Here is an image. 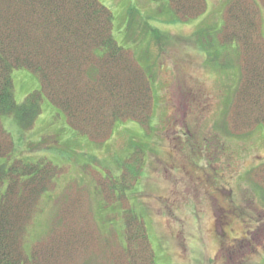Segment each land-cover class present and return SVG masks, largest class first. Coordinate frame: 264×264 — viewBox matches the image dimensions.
<instances>
[{"label":"rangeland","instance_id":"1","mask_svg":"<svg viewBox=\"0 0 264 264\" xmlns=\"http://www.w3.org/2000/svg\"><path fill=\"white\" fill-rule=\"evenodd\" d=\"M99 1L112 10L117 42L147 71L149 123L119 121L106 142L94 143L43 99L30 135L38 143L33 155L45 153L63 170L35 205L24 250L44 246L47 237L57 244L60 229L78 230L80 243L71 244L78 251L63 256L53 247L43 263L116 264L132 211L145 228L147 263L151 255L154 264H264V119L255 117L250 127L235 121L240 54L234 42L219 43L230 0H206L205 11L185 22L173 20L167 0ZM246 1L255 6L264 50V0ZM11 77L17 102L39 89L25 68L13 69ZM6 125L15 129L9 119ZM206 162L214 165L209 192L215 186L231 194L217 190L215 199L197 179L193 188L179 177H191L182 166L199 172ZM121 180L130 185L125 196L121 186L117 195L112 188Z\"/></svg>","mask_w":264,"mask_h":264},{"label":"trees","instance_id":"2","mask_svg":"<svg viewBox=\"0 0 264 264\" xmlns=\"http://www.w3.org/2000/svg\"><path fill=\"white\" fill-rule=\"evenodd\" d=\"M166 4L173 20L180 22L206 8V0ZM256 15L246 0H230L219 33V43L234 42L240 54L235 121L244 127L255 126V117L262 124L264 119V50L257 40L261 35ZM112 16L99 0H0V264H44V255L49 258L53 247L68 256V249L78 251L72 242L81 240L78 230L64 234L60 229L58 245L47 237L44 246L39 243L27 253L22 244L35 205L63 170L45 153L33 155L38 143L30 135L44 98L72 131L94 143L106 142L119 121L149 123L147 71L115 39ZM16 68L29 70L39 82V89L22 102L13 94L11 73ZM7 119L15 129L8 128ZM122 183L112 184L116 195L120 186L123 195L130 186ZM128 220L131 225L124 230V248L115 252L116 264H154L151 255L148 263L144 260L143 223L132 211Z\"/></svg>","mask_w":264,"mask_h":264},{"label":"flooded vegetation","instance_id":"3","mask_svg":"<svg viewBox=\"0 0 264 264\" xmlns=\"http://www.w3.org/2000/svg\"><path fill=\"white\" fill-rule=\"evenodd\" d=\"M193 166V165H192ZM195 166V165H194ZM188 167V168H187ZM186 168H187V171L185 172V171H183V166H182V168L181 167H179L178 165H176V169L180 172V168H181V171L182 172H184L185 174H189V176H191V177H189L190 179H188V176H187V178L185 177V175L183 176V175H181V174H179V177L181 178V180H183V179H187L186 180V182L189 184V185H191L193 188L195 187V180L197 179V182H199V183H201L202 184V186H203V191H204V193L205 194H207V195H210V197H212V198H215L216 199V197L213 195V194H215L216 193V191L217 190H220V191H222V192H224V191H226L227 192V194L229 195V194H231V190L229 189H227V188H222V187H220L219 189H217V187H213V188H211V193L209 192V186H211V183H213V182H215V176H211V168H214V165L213 164H211L210 162H206V164H205V166L203 167V166H201V167H198V170H200L199 172H197L195 169H193V167H191V165H189V166H187ZM206 168H208V170H206ZM214 170V169H213ZM201 175H200V174ZM224 174H225V172L223 173V175L221 176L223 179H224ZM179 177L178 178H176L178 181H180V179H179ZM175 179V180H176ZM236 180L238 179L237 177L235 178ZM189 180H192V181H189ZM172 186L176 183V182H174V184H173V182H169ZM177 183H180V182H177ZM209 184V185H208ZM189 188V186L188 185H186V187L184 186V189H188ZM208 188V189H207ZM179 191H177V193H178ZM175 194V193H174ZM177 197L179 196V194H177L176 195ZM178 201V200H177ZM178 203H179V201H178ZM167 207V206H166ZM226 211V212H225ZM221 212H224V216L226 217V218H228L229 216H231V214H232V210H230V209H220L219 210V213H221ZM242 212H243V210H242ZM229 221L231 220V219H228ZM216 223V222H215ZM225 222H223V221H220V219H219V221H217V224H224ZM246 234V233H245ZM242 238H246V235L245 236H242ZM238 239V238H237Z\"/></svg>","mask_w":264,"mask_h":264}]
</instances>
